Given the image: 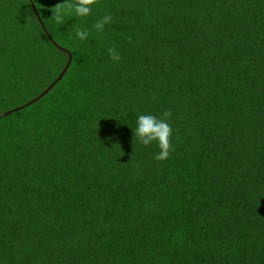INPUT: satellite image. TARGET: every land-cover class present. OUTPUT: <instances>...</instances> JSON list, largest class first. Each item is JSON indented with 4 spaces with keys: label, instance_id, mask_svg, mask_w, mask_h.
Here are the masks:
<instances>
[{
    "label": "trees",
    "instance_id": "trees-1",
    "mask_svg": "<svg viewBox=\"0 0 264 264\" xmlns=\"http://www.w3.org/2000/svg\"><path fill=\"white\" fill-rule=\"evenodd\" d=\"M76 2L0 0V264H264V0Z\"/></svg>",
    "mask_w": 264,
    "mask_h": 264
},
{
    "label": "clouds",
    "instance_id": "clouds-1",
    "mask_svg": "<svg viewBox=\"0 0 264 264\" xmlns=\"http://www.w3.org/2000/svg\"><path fill=\"white\" fill-rule=\"evenodd\" d=\"M97 0H77L76 4H68L69 9H73L77 16H87L91 12V5L95 4ZM54 19L58 23L63 22V17L60 14L59 8L54 16ZM111 15L103 17L98 21L94 27L97 30H102L106 23L111 21ZM88 32L83 29H78L76 31V37L80 40L86 39ZM108 52L113 60H119L120 57L115 53L114 49L109 48ZM172 117L171 110H165L161 116L157 117L153 114H140L136 117V128L134 131V136L139 139V141L147 146L152 142H157L160 151L154 157L158 161L166 160L169 156L172 148V135L173 129L169 124V120Z\"/></svg>",
    "mask_w": 264,
    "mask_h": 264
},
{
    "label": "water",
    "instance_id": "water-1",
    "mask_svg": "<svg viewBox=\"0 0 264 264\" xmlns=\"http://www.w3.org/2000/svg\"><path fill=\"white\" fill-rule=\"evenodd\" d=\"M32 8H33V10H34V13H35V15H36V17H37V19L40 21V17H39V14H38V12H37V10H36V8L34 7V5H33V3H32ZM69 61H70V57H69V59H68V61H67V64H66V66H65V68L63 69V71L58 75V77H57V79L53 82V83H55L58 79H60L61 78V76H62V74H63V72L65 71V69H66V67L68 66V64H69ZM51 86H49L48 88H46L44 91H43V93H45V92H47L48 91V89L50 88ZM42 93V94H43ZM6 113H8V112H6ZM1 115H3V114H0V117H1Z\"/></svg>",
    "mask_w": 264,
    "mask_h": 264
}]
</instances>
